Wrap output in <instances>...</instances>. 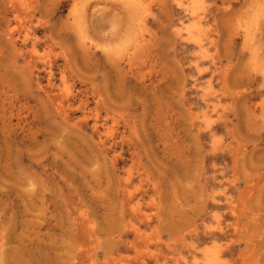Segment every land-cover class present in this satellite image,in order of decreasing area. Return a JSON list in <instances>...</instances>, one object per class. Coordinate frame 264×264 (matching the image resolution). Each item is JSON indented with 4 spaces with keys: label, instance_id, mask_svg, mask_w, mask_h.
Segmentation results:
<instances>
[{
    "label": "rangeland",
    "instance_id": "rangeland-1",
    "mask_svg": "<svg viewBox=\"0 0 264 264\" xmlns=\"http://www.w3.org/2000/svg\"><path fill=\"white\" fill-rule=\"evenodd\" d=\"M0 264H264V0H0Z\"/></svg>",
    "mask_w": 264,
    "mask_h": 264
},
{
    "label": "bare ground",
    "instance_id": "bare-ground-1",
    "mask_svg": "<svg viewBox=\"0 0 264 264\" xmlns=\"http://www.w3.org/2000/svg\"><path fill=\"white\" fill-rule=\"evenodd\" d=\"M133 1V0H132ZM39 224V223H38Z\"/></svg>",
    "mask_w": 264,
    "mask_h": 264
}]
</instances>
